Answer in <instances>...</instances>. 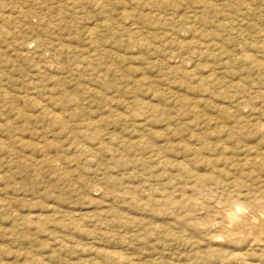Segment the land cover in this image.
Instances as JSON below:
<instances>
[{
    "label": "rangeland",
    "instance_id": "374dc122",
    "mask_svg": "<svg viewBox=\"0 0 264 264\" xmlns=\"http://www.w3.org/2000/svg\"><path fill=\"white\" fill-rule=\"evenodd\" d=\"M0 264H264V0H0Z\"/></svg>",
    "mask_w": 264,
    "mask_h": 264
}]
</instances>
